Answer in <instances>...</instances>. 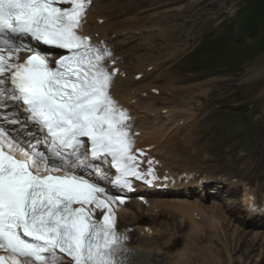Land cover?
I'll use <instances>...</instances> for the list:
<instances>
[{
    "label": "snow or ice",
    "instance_id": "obj_1",
    "mask_svg": "<svg viewBox=\"0 0 264 264\" xmlns=\"http://www.w3.org/2000/svg\"><path fill=\"white\" fill-rule=\"evenodd\" d=\"M90 2L0 0V264H133L109 185L156 177L110 95L113 50L80 32Z\"/></svg>",
    "mask_w": 264,
    "mask_h": 264
},
{
    "label": "rangeland",
    "instance_id": "obj_2",
    "mask_svg": "<svg viewBox=\"0 0 264 264\" xmlns=\"http://www.w3.org/2000/svg\"><path fill=\"white\" fill-rule=\"evenodd\" d=\"M138 3L139 1L131 3L130 5H132V7L135 6V4L136 6L134 8L128 7L126 10L124 7H113L106 10L108 20L111 19L110 21L117 26V21H124L128 17L133 16L135 18H141L146 17V15L150 13H159V16H161L162 13H165L167 19L164 21L166 24L161 20H156V23L162 24L164 22L162 25L165 24L175 27L177 33H180L177 36V39L180 41H182V38L185 37L188 32L192 35L197 32V30L199 31L201 29L196 33V38H198V40L195 49L191 53L188 51L187 53L189 54L185 56L184 59L180 60L183 58L182 56L178 60L181 61L180 67L182 69L186 66L190 71L193 67L197 66L200 73L195 76L200 81L207 79V81L203 83H206V86L212 88L207 95L208 99L211 100L207 101L206 104L207 110H210L211 113V116L208 118L209 124L205 126V121L200 119L199 123L203 126L197 128V131L200 132L199 129L204 130L207 126L213 128L218 123L217 128L219 132L221 131V137L217 136L215 133L217 142L216 146L210 150V153L213 156H220L223 161H208L206 162V168L209 170L220 168L222 171L233 172L235 175H238L240 174L238 172L240 165L243 164L245 167L250 166V158L252 161L254 159L253 156L257 157L258 155L259 158L257 162L264 165V128L262 129L264 125V0H152V2L146 0L141 6H138L140 5V3ZM138 8H140L141 11L137 14L135 10ZM143 9H145V11ZM186 16L187 18L184 20ZM198 17H200V19ZM195 19L200 22L199 26L197 25L198 22L195 24ZM191 28L192 30H190ZM193 28L196 30L194 29L193 31ZM179 29L182 30L179 31ZM189 34L186 37H188ZM191 40H193V38ZM182 42H187L188 44L187 49L185 47V51L192 49L194 46H192L193 41ZM179 53L180 52H178V54ZM173 64V72H171V69L168 71L170 76L167 75L168 73L166 71H160L162 74H166L167 78L165 80L160 78L155 82V86L161 89L171 87L172 92H176L179 95L178 89L173 86L174 82L168 84L171 77L174 78L175 81L178 79L176 75L180 73L179 70L183 72V70L175 65L176 63ZM173 64L170 62V65ZM197 72L198 71H196V73ZM156 74L157 73L151 76L150 80H152ZM254 74H257V77L255 76V78H252ZM190 79L193 80L194 78L190 77ZM182 82L184 84L187 83L185 80H182ZM178 88L181 89V87ZM207 89L194 88L189 90L188 93H190V95L197 94L202 92V90L207 93ZM201 99L204 98H198V101ZM199 102L197 105H199ZM196 108L193 110L195 111L193 121L198 117L197 112L201 111L200 108ZM204 115L206 117V113H204ZM189 123L185 124L183 129L187 128ZM225 130H229L230 134L226 135ZM195 131L196 130L192 131L191 136H195ZM258 131L260 132L258 134L256 151L252 137L256 136ZM261 145H263L262 150ZM226 201H224V203H226ZM201 207L208 214L211 207L215 208V206H211L207 211L204 205ZM215 210L218 211V208H215ZM238 211L239 208L235 209L236 214H238ZM142 213L145 215H138V217H141L139 220L150 222V220H147L149 219V215L147 214L148 211L145 210L142 211ZM209 215L214 220L212 233L208 235L201 231L199 232L196 228H190L189 230H196L198 233L197 236L201 237L198 240L194 237L196 241L188 234L187 237L190 238V241L194 240L193 242L201 245L203 248L205 247L204 249L207 250L208 245H212V247L218 249L223 264H264V247L262 246V243H264V236L259 241L255 239V236H243L245 230H243L244 227L242 223L231 222L229 218H224L223 212L220 217L213 213ZM218 215H220V213ZM221 217L223 219H221ZM155 218L156 219H153V226H150L154 231L157 227L162 228L166 226V222H164L165 220L163 221L162 217L155 216ZM228 222L231 225L226 227L225 224H228ZM217 227H219V229H217ZM249 234H251L250 230ZM161 237L162 240L160 243L161 245L163 244V249L168 250L176 243L174 242L175 238H172L173 242H170L172 239L169 241L167 240L168 238L163 239L164 236ZM206 238L208 240H206ZM249 243L250 245H248ZM256 243H261V245L258 246L259 249L252 246ZM243 244L246 247L242 246ZM165 245L168 248H166ZM197 250V255L199 257L201 256L200 258L202 259L200 264H204V262L205 264H216V262L210 261L211 258H209L208 255L206 256L205 250L204 252L200 249ZM189 258L191 259V264H196L191 255Z\"/></svg>",
    "mask_w": 264,
    "mask_h": 264
},
{
    "label": "bare ground",
    "instance_id": "obj_3",
    "mask_svg": "<svg viewBox=\"0 0 264 264\" xmlns=\"http://www.w3.org/2000/svg\"><path fill=\"white\" fill-rule=\"evenodd\" d=\"M137 1H139V3H140V5H138V6H141V4H144V1H146V0H96L95 1V7L100 6L101 12H99V11H95V12L97 14L102 13L103 17L108 20V14H107L106 10L113 8V7L114 8L124 7V9L126 10V8H128V7H132V5H130L131 3L137 2ZM135 6H136V4H135ZM135 6H133L132 8H134ZM180 8H181V6H180ZM130 10H132V9H130ZM136 10H138V11H136ZM136 10H135V12L137 14H138V12L141 11L140 8H138ZM143 10L145 11V9H143ZM165 10H167V9H165ZM163 12H164V10H163ZM187 16H189V15H187ZM187 16L184 18V20L187 18ZM165 19H167V17H165V13H162L161 16H159V13H150V14L146 15V17H141V18L136 17L135 18L132 16V17H128L124 21L123 20L117 21L116 22L117 26H115V24L110 21L111 19H109L108 21H105L101 26L95 25L91 28L94 31H97V33H99L102 37H107V32L111 33L109 35L116 36L118 38L117 43L124 47V52L128 55L130 73H129V76H128L126 83L123 84L119 88V91L122 92V94L125 97L130 98L132 96H135L136 94H138L141 91H147L153 87L158 88L157 86H155L156 85L155 82L158 81L160 78H163L164 80L167 78L166 74H162L160 71H166L168 73L169 69H171L174 66V64L170 65V62L172 61V59L178 54V52L185 51V47L187 49V45H188L187 42H182V41L177 39V36L180 33H177V29H175V27H173L171 25L170 26L165 25L166 24V22L164 21ZM156 20L164 21L165 24L162 25L164 22L162 24L156 23ZM195 20H197V19H195ZM186 21L189 22L188 20H186ZM127 23H130V24H127ZM190 24H192V23H190ZM183 25H184V23H183ZM188 27H187V29H188ZM194 29L195 28H193V31H194ZM190 30H192V28ZM185 31H186V29H185ZM191 33H194V32H191ZM182 35H183V33H182ZM190 45H191V43H190ZM147 65L153 67L154 71L151 74L145 72V68ZM136 71H140V72L144 73L143 81L136 82L131 78V75ZM179 72H181V71L179 70ZM155 73H157V74L153 77L152 80H150L151 76H153ZM167 75H169V73ZM255 76L257 77V74H254V76H252V78H255ZM205 81H207V79L204 80L203 82H205ZM173 82L175 83V79L171 77V80L168 82V84L173 83ZM203 82L202 83H196L195 86H190L191 90L194 88H201V89L206 90L207 87L206 88L202 87V86H206V83H203ZM210 82H212V81H210ZM131 87H133V88H131ZM158 89L161 90L163 94H166L168 92L170 93V99H168V101H167V102H169L168 107L167 106L159 107V104L156 101H146L147 105L143 106V105H141V99L138 100V104L140 105L139 112H140V115L143 117V121H144L142 129L144 131L148 132V135H147L148 143H155L156 140L158 139V135H160L162 132L161 130H157V128H156V124L161 122L160 116H161L162 110H166V111L168 110L167 116L173 117L172 119L168 120L171 122L170 127L165 128V130H163L164 131L163 135L165 133H167V135H169L170 131H174V129L178 127V126H176V124L178 122L182 121L183 123L188 124L189 122L193 121L194 116L191 117V115H189V111L192 112L194 110V108H196V106H198L197 104L200 101V100L198 101V98H204V99L206 98L205 97L206 91L202 90V92L197 93V94L195 93V94L190 95V93H188V96L190 95L189 97L187 96L188 99H186V101H182L181 99H178L179 95L176 92L175 93L172 92L171 87H166L164 89L158 88ZM152 99H155V97H152ZM161 125L166 126L165 123H162ZM262 146L263 145H261V150H262ZM193 193H194V191L184 192V193L179 194V196H182L184 198L185 195L187 196V195H191ZM131 203L133 204V202H131ZM246 207H248V206H246ZM200 208H202V207L200 206ZM215 208H216V206H215ZM215 208L211 207L208 211L209 214L213 213L214 215L216 214L218 217H220L222 212L220 211L219 208H218L219 212L217 210H215ZM244 212H245V210H244ZM219 213H220V215H218ZM138 215H145V214H143L142 211L139 214V211H137V209H135L134 207H128V210H125L124 212L121 213V217H122L121 221L122 222L127 221L130 223L133 222L134 223L133 226H136V224L143 225V226H145V225L153 226V223H154L153 219H156L155 216L154 217L148 216L149 219H147V217H146V219L150 220V222H145V221L139 220L141 217H138ZM221 219H223V218L221 217ZM159 225H160V222H159ZM182 233L185 234L186 236H188V234H189L192 237V239H194V240H196V239L198 240L199 238H201L200 236H197L198 233L196 232V230L192 231L189 229L182 228ZM161 236H164V237L168 236L167 240H169V241L172 238H174L171 233H169V235H168V234H163L162 232H159V231L156 233L155 236H153L150 239H147V237L145 235L139 236L143 241L147 240L150 242L149 245L144 246V249L148 253L153 254L155 257H157L158 261L156 264H191L190 263L191 259L189 258L190 255L186 251H183V253H181L179 255L178 260H176L174 263H169V262H171L172 257L175 255L176 252H174V251L169 252V251H167V249H163V246H162L163 244L161 245V243H160V241L162 240ZM263 236L264 235H262V236L255 235V237H256L255 239H258V241H259L262 239ZM188 239H190V238H188ZM206 240H208V239L206 238ZM175 241L176 240H174V242ZM193 241H191L192 244L193 243L196 244ZM170 242H173V239ZM167 246H166V248H168ZM195 247L197 249L202 250L203 252L205 250L206 256L208 255V257L211 258L210 261L216 262V264L217 263L223 264V261L220 258L221 254L219 256L218 249L212 247V245H208V250L204 249L205 247L203 248L201 245H198V244H196ZM144 249L142 247V250H144ZM220 251H221V249H220ZM192 262H193V260H192ZM204 264H205V262H204Z\"/></svg>",
    "mask_w": 264,
    "mask_h": 264
}]
</instances>
